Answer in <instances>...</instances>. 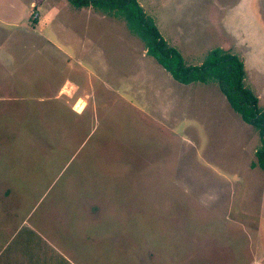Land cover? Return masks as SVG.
Masks as SVG:
<instances>
[{"label": "rangeland", "instance_id": "374dc122", "mask_svg": "<svg viewBox=\"0 0 264 264\" xmlns=\"http://www.w3.org/2000/svg\"><path fill=\"white\" fill-rule=\"evenodd\" d=\"M137 2L186 65L236 55L264 108V0ZM225 100L118 18L0 0V264H264L259 137Z\"/></svg>", "mask_w": 264, "mask_h": 264}, {"label": "trees", "instance_id": "16d2710c", "mask_svg": "<svg viewBox=\"0 0 264 264\" xmlns=\"http://www.w3.org/2000/svg\"><path fill=\"white\" fill-rule=\"evenodd\" d=\"M75 9L91 7L106 16L122 20L128 31L144 45L146 55L152 57L176 82L216 83L234 113L255 129L259 147L255 151L256 163L264 172V108L252 91L244 85L243 62L221 49L211 50L203 63L189 66L181 54L161 37L152 19L139 6L137 0H67Z\"/></svg>", "mask_w": 264, "mask_h": 264}, {"label": "crops", "instance_id": "0c3cea01", "mask_svg": "<svg viewBox=\"0 0 264 264\" xmlns=\"http://www.w3.org/2000/svg\"><path fill=\"white\" fill-rule=\"evenodd\" d=\"M259 18H260V17H259ZM263 25H264V24H263ZM258 27H259V26H258ZM199 84H200V83H199ZM225 101H226V100H225ZM1 258H2V257H0V261H1Z\"/></svg>", "mask_w": 264, "mask_h": 264}, {"label": "bare ground", "instance_id": "6f19581e", "mask_svg": "<svg viewBox=\"0 0 264 264\" xmlns=\"http://www.w3.org/2000/svg\"><path fill=\"white\" fill-rule=\"evenodd\" d=\"M79 109V108H78Z\"/></svg>", "mask_w": 264, "mask_h": 264}]
</instances>
